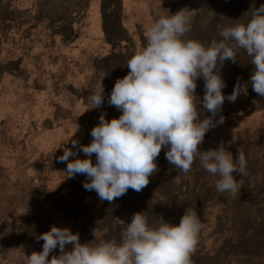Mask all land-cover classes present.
Listing matches in <instances>:
<instances>
[{"label": "rangeland", "instance_id": "1", "mask_svg": "<svg viewBox=\"0 0 264 264\" xmlns=\"http://www.w3.org/2000/svg\"><path fill=\"white\" fill-rule=\"evenodd\" d=\"M264 0H0V264H25L38 252L41 234L54 225L79 233L81 243L116 239L134 213L146 212L178 225L189 207L204 225L192 264H264V97L248 85L217 115L224 123L206 133L200 151L221 143L234 159L244 151L247 168L240 193H220L218 177L200 166L184 174L165 158L140 192L131 188L113 202L86 191V176L68 179L64 148L91 143L93 127L122 113L107 103L115 81L128 74L127 61L146 44V25L163 11H193L187 38L207 44L230 21L247 22ZM237 63L221 69L223 94L237 79L249 82L254 66L241 51ZM202 100L204 81H196ZM103 86L105 100L93 108L87 98ZM202 107V105H201ZM211 115L201 114V119ZM78 125V126H77ZM76 158H86L83 152ZM95 163V154L92 157ZM124 221V223H121ZM21 245L23 248L21 249ZM66 251L72 246L67 245ZM59 255L57 248L50 253Z\"/></svg>", "mask_w": 264, "mask_h": 264}, {"label": "clouds", "instance_id": "2", "mask_svg": "<svg viewBox=\"0 0 264 264\" xmlns=\"http://www.w3.org/2000/svg\"><path fill=\"white\" fill-rule=\"evenodd\" d=\"M191 12L186 8L175 14L163 11L146 25V44L128 59V74L115 81L107 100L122 114L109 121L105 119L107 113H102L90 132L91 143L80 146L79 141L72 140L76 151L64 148L59 157V162L67 163L63 172L66 178L86 176L84 189L95 191L101 201L111 203L130 188L136 192L145 188L158 171L156 160L162 148L168 149L165 158L169 164L184 174L192 170L198 158L204 170L218 177V192L232 196L240 193L243 180L237 181L233 173L246 174L244 151L238 149L234 159L223 143L203 152L199 146L207 132L224 123L223 116L219 120L216 117L226 99L234 103L241 94L247 95L249 83L258 96L264 97V4L259 8L253 5L245 13L244 17L250 15L247 22L240 19L220 27V39L207 44L186 37L191 31ZM241 51L250 58L253 73L249 82L241 83L238 78L226 97L221 69L227 60L237 63ZM201 78L202 100L196 95V81ZM104 100L101 86L88 96L87 103L92 109L100 108ZM203 112L211 115L201 119ZM79 152L86 158L69 161ZM125 225L119 241L98 243H81L79 233L53 225L37 238L44 242L42 251L24 255L25 264H192L204 227L191 207L178 225L162 217L150 223L146 212L134 213ZM67 245L72 246L71 251L65 250ZM57 248L59 255L49 259Z\"/></svg>", "mask_w": 264, "mask_h": 264}, {"label": "trees", "instance_id": "3", "mask_svg": "<svg viewBox=\"0 0 264 264\" xmlns=\"http://www.w3.org/2000/svg\"><path fill=\"white\" fill-rule=\"evenodd\" d=\"M36 242L39 243L38 244V247H39L38 252L42 251V245H43L44 242L42 240L35 239V243Z\"/></svg>", "mask_w": 264, "mask_h": 264}]
</instances>
